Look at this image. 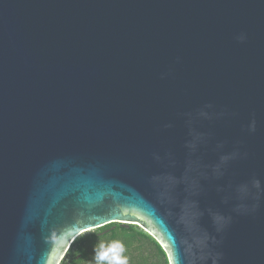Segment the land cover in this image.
I'll list each match as a JSON object with an SVG mask.
<instances>
[{
	"label": "water",
	"instance_id": "obj_1",
	"mask_svg": "<svg viewBox=\"0 0 264 264\" xmlns=\"http://www.w3.org/2000/svg\"><path fill=\"white\" fill-rule=\"evenodd\" d=\"M113 224L264 264V0H0V264Z\"/></svg>",
	"mask_w": 264,
	"mask_h": 264
},
{
	"label": "trees",
	"instance_id": "obj_2",
	"mask_svg": "<svg viewBox=\"0 0 264 264\" xmlns=\"http://www.w3.org/2000/svg\"><path fill=\"white\" fill-rule=\"evenodd\" d=\"M116 240L123 243L128 264H169L166 252L152 236L138 227L119 224L80 237L61 264H95L99 245L107 246Z\"/></svg>",
	"mask_w": 264,
	"mask_h": 264
},
{
	"label": "clouds",
	"instance_id": "obj_3",
	"mask_svg": "<svg viewBox=\"0 0 264 264\" xmlns=\"http://www.w3.org/2000/svg\"><path fill=\"white\" fill-rule=\"evenodd\" d=\"M125 247L119 240L105 246L100 244L95 253V264H128V258L124 255Z\"/></svg>",
	"mask_w": 264,
	"mask_h": 264
},
{
	"label": "rangeland",
	"instance_id": "obj_4",
	"mask_svg": "<svg viewBox=\"0 0 264 264\" xmlns=\"http://www.w3.org/2000/svg\"><path fill=\"white\" fill-rule=\"evenodd\" d=\"M95 231H93V232H90V233H94ZM90 233H88V234H90ZM85 235H87V234H85Z\"/></svg>",
	"mask_w": 264,
	"mask_h": 264
}]
</instances>
